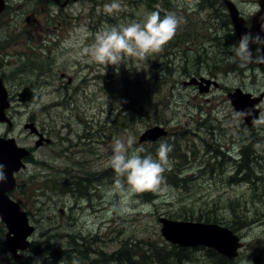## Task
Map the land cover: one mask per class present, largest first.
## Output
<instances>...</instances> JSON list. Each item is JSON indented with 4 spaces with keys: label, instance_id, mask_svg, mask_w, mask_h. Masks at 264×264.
<instances>
[{
    "label": "rangeland",
    "instance_id": "1",
    "mask_svg": "<svg viewBox=\"0 0 264 264\" xmlns=\"http://www.w3.org/2000/svg\"><path fill=\"white\" fill-rule=\"evenodd\" d=\"M26 1L2 22L0 60L12 127L0 122V138L13 139L29 152L15 175L13 201L29 215V242L52 239L55 256L36 255L30 247L14 259L1 242L8 230L0 221V264H70L67 258L79 252L89 257L85 264H97L107 255L114 259L125 242L134 244L133 254L135 246L147 250L150 242L168 243L159 218L182 221L187 216L195 223L218 219L209 222L235 227L242 247L229 260L255 264L264 248V125L248 127L228 94L240 88L263 96L259 106L264 113V66H241L232 59L228 33L204 0H163L166 6L156 0H119L122 10L112 15L103 12L112 0H67L63 10ZM243 1L253 9L255 0L251 5ZM151 11L161 16L175 12L185 21L161 52L144 61L130 58L119 72L83 54L102 26L141 21ZM113 74H120L115 83ZM200 76L217 86L201 92L200 85L190 84ZM27 87L34 97L24 103L19 94ZM29 123L37 132L25 128ZM155 126L168 135L141 144L140 137ZM129 136L133 147L144 149L142 155L155 153L160 143L172 146L164 173L168 193L164 198L139 195L135 199L149 207L134 205L120 215L111 211L107 197L117 180L107 161L113 138ZM254 159L259 162L252 170L247 162ZM239 166L246 173L237 174ZM78 183L80 188L71 189ZM180 236L191 241L201 233L182 231ZM205 248H193L186 264H216L218 256ZM115 264L126 263L122 257Z\"/></svg>",
    "mask_w": 264,
    "mask_h": 264
},
{
    "label": "clouds",
    "instance_id": "2",
    "mask_svg": "<svg viewBox=\"0 0 264 264\" xmlns=\"http://www.w3.org/2000/svg\"><path fill=\"white\" fill-rule=\"evenodd\" d=\"M122 10L119 0H112L103 6V12L108 15ZM97 11H100L99 9ZM184 18L175 12L161 16L159 11L145 14L141 21H133L127 25H105L97 31L94 42L84 48L83 54L89 62L119 69L130 58L144 61L149 56L161 52L164 47L177 35ZM86 33L87 29H81ZM264 17L261 18V30L258 33H243L238 42L231 46L232 59L241 66L252 62H264L253 52V47L264 46ZM254 126L264 125V113L253 118ZM132 137L113 138L111 155L107 166L117 177L116 183L108 190L107 197L112 201L111 211L123 215L131 212L134 205L147 209L135 199L144 193H155L166 197L168 188L165 184L164 173L170 165L169 154L172 146L160 143L155 157L142 155L143 148L133 147ZM259 147V145H257ZM4 165L0 164V183L7 181Z\"/></svg>",
    "mask_w": 264,
    "mask_h": 264
},
{
    "label": "water",
    "instance_id": "3",
    "mask_svg": "<svg viewBox=\"0 0 264 264\" xmlns=\"http://www.w3.org/2000/svg\"><path fill=\"white\" fill-rule=\"evenodd\" d=\"M58 2V0H55ZM76 1V0H75ZM230 17L232 20L235 33L238 37L245 33H258L261 30V18L264 17V0H261V11L256 14L252 20V26L248 29L245 26V21L239 17L235 5L226 1ZM65 5V4H64ZM63 5V7H64ZM4 9V0H0V14ZM264 36V33H260ZM261 51L264 57V46H261ZM253 52H255L253 47ZM257 66H262L264 62H252ZM72 80L69 81L71 83ZM187 84V82H186ZM191 85H200L201 92H207L213 84L217 83L206 78H193ZM206 84V86H203ZM21 102H28L34 97L33 91L27 87L19 94ZM228 98L235 111L241 112V117L247 126H253V118L260 115V109L256 105L262 100L253 97L251 93H245L240 88L228 94ZM9 108L8 93L4 86L3 80L0 79V122H8L6 110ZM26 129L37 132L35 125L32 123L25 125ZM160 126L148 129L140 138L141 143H153L158 139L165 137L168 131ZM44 139L37 142V147L42 145ZM145 141V142H144ZM49 142V140H48ZM29 156V152L25 148L18 147L13 139L4 140L0 138V164H3L7 181L0 183V219L6 226L8 232L6 234V244L12 253L14 259L20 258L19 250H28L31 243L29 237L33 232V227L29 225L27 212L23 211L20 205L9 198V192L16 187L15 173H18L25 167L23 159ZM159 222L162 224L161 234L168 242L180 247H198L204 246L214 249L220 255L228 259L236 258L239 255V249L242 247L240 238L230 228L220 226L219 224H205L186 221H174L168 218L161 217ZM187 229V230H186ZM199 230L201 237L194 240H184L180 236L182 231ZM210 238V239H209Z\"/></svg>",
    "mask_w": 264,
    "mask_h": 264
},
{
    "label": "trees",
    "instance_id": "4",
    "mask_svg": "<svg viewBox=\"0 0 264 264\" xmlns=\"http://www.w3.org/2000/svg\"><path fill=\"white\" fill-rule=\"evenodd\" d=\"M227 39L230 40L228 42L229 45H234L238 42L237 36L230 31L228 33ZM117 71L118 72L121 71V68L117 69ZM119 76H120V74H117V75L113 74V83H115V79ZM118 106L119 107H125L124 103L118 104ZM155 154H156V152L152 153L151 155L153 157H155ZM143 155H148V154L145 153ZM258 162L259 161L257 159H254V160H249L247 162V164H249V168H251L252 170L253 169L255 170L257 168ZM244 167H240V169H237V174L239 172L240 173H246L247 170H244V171L242 170ZM173 175H175L178 178V176L176 174H173ZM254 176H252V177H254ZM252 177L248 180V182L250 184L253 183V186H254L255 182L252 181ZM74 186L75 187L71 188V189H77V187L80 188L81 183L74 184ZM234 215L239 220H242V218L240 216H238V214L235 213ZM194 219H195V217H193V216H187L186 219L182 220V221H192ZM200 220H201V218H200ZM209 221L212 223H219L220 222L218 219H215L212 221L210 219H208L205 222L210 223ZM229 227L234 232L236 231L235 227H231V226H229ZM1 242L3 244H6L5 239H2ZM160 242L161 243L150 242L148 244L149 248L147 250H143V249L140 250L139 248H137V246H135L136 253H134V254H133V245L134 244L129 246V243L125 242L120 246V248H119L114 259H113V256L107 255L105 258L101 257L102 260L97 259L96 263L97 264H115V262H118V260L122 259V257H123L124 263H126V264H186V263L191 261L193 250H197V249H193L195 247H180V246L171 244L169 242L168 243L165 241H160ZM73 246H76V245H72V247ZM30 247H31L30 250L32 252L36 253V255L53 254L52 252H54L51 249L53 247L52 239L46 238L45 240L42 239L39 242H37V241L33 242V243H31ZM206 250H207V252H209L210 255L218 256L219 261L216 264H232V262L229 259L225 258L224 256L223 257L220 256V254L218 255L215 250L210 249V248H207ZM58 254L65 255L66 253L65 252H59ZM53 255L55 256V254H53ZM87 259H89V257H84L81 252H79V254L70 255V257L67 258V260H69L70 264H85L84 262ZM25 262H26V260H25ZM254 262H255V264H264V248H261L260 252L258 251L257 255L254 257ZM19 263H21V262L20 261L16 262V264H19Z\"/></svg>",
    "mask_w": 264,
    "mask_h": 264
},
{
    "label": "flooded vegetation",
    "instance_id": "5",
    "mask_svg": "<svg viewBox=\"0 0 264 264\" xmlns=\"http://www.w3.org/2000/svg\"><path fill=\"white\" fill-rule=\"evenodd\" d=\"M39 1L40 2L43 1V2H46L48 4H56L60 10L64 9L63 5L67 2V0H58V2H56L55 0H27L25 3L27 4V3L33 2V6H36V3L38 5ZM82 1H85V0H82ZM93 1H98V0H93ZM156 1H158L160 4L165 3V2H163V0H156ZM225 1L226 0H204V5H206L209 9L213 10L211 13L212 15H214V13L218 14V15H216V17L218 19H220L221 28L225 29L227 31V33H229V31H230L236 35L235 29L233 27V24H232V21L230 18V13L228 11V6H227V4H225ZM230 1L233 2V4L235 5L241 19H243L245 21V26L248 29H250L252 26L251 25L252 18L261 11V8H262L261 7V0H255L254 1L253 9H251L248 6V4L246 3L247 1H243V0H236V1L230 0ZM251 4L252 3L249 0V5H251ZM162 5L166 6V3L162 4ZM15 11L16 12L21 11V0L18 4H16V0H4V9H3L2 13L0 14V35L2 32L3 20L6 19V17H8L9 14H11V12H15ZM44 11H47V10H44ZM33 13L36 14L35 11H33ZM47 13L49 15L48 11H47ZM61 14H62V12H60V15ZM53 16L54 15H51V17H53ZM3 47H4V43L0 42V50ZM255 52L258 56L262 55V57H263V54H262L260 47L255 48ZM1 55H2V53L0 51V57H1ZM262 66H264V64ZM2 67H3V63L0 60V79H2L3 83H4L5 80H4ZM202 77L203 76H200L197 78H202ZM8 126L12 127V123H9ZM9 196L11 197L12 200H14L13 192H10Z\"/></svg>",
    "mask_w": 264,
    "mask_h": 264
},
{
    "label": "bare ground",
    "instance_id": "6",
    "mask_svg": "<svg viewBox=\"0 0 264 264\" xmlns=\"http://www.w3.org/2000/svg\"><path fill=\"white\" fill-rule=\"evenodd\" d=\"M86 186V185H85ZM87 188V187H86Z\"/></svg>",
    "mask_w": 264,
    "mask_h": 264
}]
</instances>
